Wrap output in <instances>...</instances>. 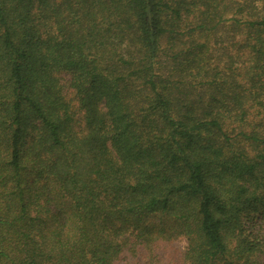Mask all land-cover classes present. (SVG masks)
<instances>
[{"label": "trees", "instance_id": "16d2710c", "mask_svg": "<svg viewBox=\"0 0 264 264\" xmlns=\"http://www.w3.org/2000/svg\"><path fill=\"white\" fill-rule=\"evenodd\" d=\"M163 262L264 264V0H0V264Z\"/></svg>", "mask_w": 264, "mask_h": 264}, {"label": "rangeland", "instance_id": "374dc122", "mask_svg": "<svg viewBox=\"0 0 264 264\" xmlns=\"http://www.w3.org/2000/svg\"><path fill=\"white\" fill-rule=\"evenodd\" d=\"M171 246H173L175 249H176V248L178 249V247L180 248V247L182 246V242L176 240L175 242H173V243L171 244ZM168 260H169V259H168ZM163 264H167V263H166V262H163ZM171 264H175V263H174V262H171Z\"/></svg>", "mask_w": 264, "mask_h": 264}]
</instances>
